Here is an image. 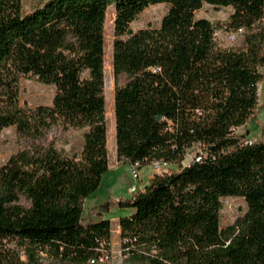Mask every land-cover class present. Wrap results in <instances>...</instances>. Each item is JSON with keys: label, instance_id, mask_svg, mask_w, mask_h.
I'll use <instances>...</instances> for the list:
<instances>
[{"label": "trees", "instance_id": "1", "mask_svg": "<svg viewBox=\"0 0 264 264\" xmlns=\"http://www.w3.org/2000/svg\"><path fill=\"white\" fill-rule=\"evenodd\" d=\"M163 2L159 27H131ZM205 3L234 8L226 26L197 17ZM111 5L117 158L178 165L118 201L132 209L118 220L126 261L264 264V125L255 139L237 131L264 80V0H42L29 11L23 0H0V132L15 126L31 142L0 165V264H100L111 254L112 203L85 214L109 169ZM220 28L242 29L241 41H219ZM25 75L55 86L52 104H20ZM56 128L81 131V150L44 141ZM195 146L202 160L184 164ZM230 196L247 210L223 226Z\"/></svg>", "mask_w": 264, "mask_h": 264}, {"label": "rangeland", "instance_id": "2", "mask_svg": "<svg viewBox=\"0 0 264 264\" xmlns=\"http://www.w3.org/2000/svg\"><path fill=\"white\" fill-rule=\"evenodd\" d=\"M42 0H23L24 9L29 11L40 5ZM169 4L166 2L149 6L144 10L131 24L136 31L148 26L159 27L163 16L168 11ZM234 12L232 6L216 7L205 3L203 7L197 11V17L207 18L214 23L226 26L231 14ZM114 6H109L106 17V54H105V89L107 100V120H108V149L110 154V164L112 165L107 172L104 173L99 189L85 201V214L91 209L90 204L100 205L106 202L112 203L110 211L105 213V217L115 219L121 215H126L132 211L131 208L119 207V200L131 198L130 187L136 185L141 188L150 181V176L154 175V167L148 163L140 167V180H135L132 176V169L129 162H119L116 154V121L114 115V90L115 75L113 68V30ZM233 32L225 29H219L216 33L219 41L224 44H237L241 41L242 36H238L237 40L232 42L230 36ZM264 74V69L262 70ZM56 92L54 85L45 84L39 81L35 76L25 75L20 80L19 100L23 106L35 107L38 105H50ZM259 102L255 114L248 120L247 124L237 131L247 133L250 138H258L262 133L264 125V80L258 85ZM115 127V128H114ZM113 131L115 135L112 136ZM44 141H53L56 146L67 153L79 152L82 147L81 131H63L56 128L49 132ZM30 140L22 138L18 135L15 126L4 128L0 132V165L4 164L12 154L18 150L28 147ZM202 150V147L195 146L189 153ZM190 156L187 155L184 164H187ZM170 169H178L176 163L168 166ZM223 208L221 210V224L226 226L233 223L239 216L243 215L247 210L245 199L241 197H225L222 199ZM113 235L111 243V256L104 264H130L126 261L122 253V240L120 232H117V222L113 220Z\"/></svg>", "mask_w": 264, "mask_h": 264}, {"label": "built area", "instance_id": "3", "mask_svg": "<svg viewBox=\"0 0 264 264\" xmlns=\"http://www.w3.org/2000/svg\"><path fill=\"white\" fill-rule=\"evenodd\" d=\"M242 32V29H240L238 32H234L231 34L230 36V40L232 42L237 40V37L239 35V33ZM255 139V138H252ZM249 143H252V140H249ZM188 155L190 156V160L188 161V163H190L193 160H202L203 158V152L201 150H199L198 152L194 153L193 155H191V153H188ZM130 165H131V169H132V176L135 180H140V172L139 169L140 167H142V164L140 161H129ZM187 163V164H188ZM150 164L153 165L154 167V174L155 173H165V172H170L171 169L168 167L171 163L169 161L166 160H153L150 162ZM141 188H139L136 185H132L130 187V193L132 196L136 195L138 193V191ZM111 254H104L102 256L99 257L98 259V263L100 264H104L109 258H110ZM94 262V261H93Z\"/></svg>", "mask_w": 264, "mask_h": 264}, {"label": "crops", "instance_id": "4", "mask_svg": "<svg viewBox=\"0 0 264 264\" xmlns=\"http://www.w3.org/2000/svg\"><path fill=\"white\" fill-rule=\"evenodd\" d=\"M114 128H115V127H114ZM247 133H248V132H247ZM114 135H115V132L113 131L112 136H114ZM109 158H110V154H109ZM118 160H119V159H118ZM119 162H124V161H120V160H119ZM111 166H112V165L110 164V159H109V169L111 168ZM109 169H108V170H109ZM171 170H172V169H171ZM152 177H153V174L150 176V181H151ZM150 181H149V182H150ZM144 185H145V184H144ZM87 199H88V198H87ZM95 205H96V204H94V203H93V204H90V208L94 207ZM111 208H112V207H111ZM110 210H111V209H110ZM111 220H112V221H113V220H116V222H117V228H118L116 231H117V232H120V228H119V225H118L119 217H117V218H115V219H111Z\"/></svg>", "mask_w": 264, "mask_h": 264}, {"label": "water", "instance_id": "5", "mask_svg": "<svg viewBox=\"0 0 264 264\" xmlns=\"http://www.w3.org/2000/svg\"><path fill=\"white\" fill-rule=\"evenodd\" d=\"M153 183V181L151 180L150 182L146 183L145 185H143L141 187V189H146L147 187H149L151 184Z\"/></svg>", "mask_w": 264, "mask_h": 264}]
</instances>
